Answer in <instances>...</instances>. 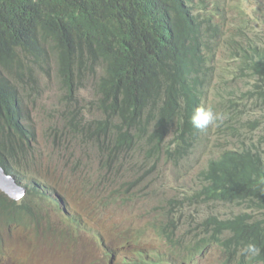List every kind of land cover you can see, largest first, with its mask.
Segmentation results:
<instances>
[{"label":"trees","instance_id":"obj_1","mask_svg":"<svg viewBox=\"0 0 264 264\" xmlns=\"http://www.w3.org/2000/svg\"><path fill=\"white\" fill-rule=\"evenodd\" d=\"M220 6L224 0L209 7L205 0H0V166L25 189L19 200L0 191V264H32L35 246L48 264H264V8L250 20L241 11L218 27ZM216 55L228 63L226 78L248 84L238 96L242 104L217 102L226 118L212 135L216 156L191 175L187 189L160 200L156 212L130 213L112 228L127 235L139 215L144 221L133 235L147 229L156 240L109 246L102 223L113 219L108 208L134 207L130 201L152 194L149 187L138 191L149 182L123 173L150 171L162 157L185 168L207 142L211 127L199 131L190 117L204 106ZM49 59L68 100L87 72L94 76L89 106L97 113L63 111L44 131L59 161L55 149L77 151L70 159L74 204L66 188L50 189L33 152L24 71ZM224 83L214 82V93L222 94ZM51 176L54 185L68 181ZM248 243L260 254L240 255Z\"/></svg>","mask_w":264,"mask_h":264},{"label":"rangeland","instance_id":"obj_2","mask_svg":"<svg viewBox=\"0 0 264 264\" xmlns=\"http://www.w3.org/2000/svg\"><path fill=\"white\" fill-rule=\"evenodd\" d=\"M207 2V7L213 4L214 0H205ZM259 7L264 8V0H224V6H220L217 10V13L223 14L222 21L217 24V26H225L229 22L239 19L240 12L243 11L246 16L245 18L250 20L251 16L256 14H261ZM221 32L218 31L214 36L215 41L217 42L221 37ZM220 42H217L214 49L217 52ZM217 59L214 67L209 70L206 81L204 82V96L201 98V103L204 106L211 107L214 111L219 107L218 101L222 99H229L227 105L230 101H237L242 104L244 99L238 98L242 92H246L248 84H245L244 81L233 79L230 80L226 78L225 74L228 73L226 70L228 63L222 62L221 57L216 55ZM95 69L98 71L100 65L98 62H94ZM25 79H27V90L31 92L32 102L29 104V118L30 121L36 127V138L37 143L36 147L33 150L34 156L37 159L38 164L42 168L39 171V175L46 178L50 184V189L56 188L57 190H68V197L70 198V203L74 204L73 201V191L76 186V179H74V174L72 167L70 166V159L72 156H77V151L73 152L71 148L69 150L62 149L61 151L55 149V155L61 158V161L56 159L51 153L48 152L51 142L47 141L44 131L49 126V120L54 119L63 111L67 110H77L79 116H86L88 118L91 115L97 113L94 107L89 106V102L94 99V89L93 81L94 76L91 73L87 72L84 78L76 84L75 90L71 93L70 99L68 100V92L65 85V82L61 79L57 73L54 63L51 59L44 61L40 64H36L31 69L24 71ZM31 76L34 77L31 81ZM221 78L226 79V83L223 84L224 91L222 94H216L212 90L211 86L214 82L220 81ZM70 102V105L67 107L66 104ZM240 104L237 107H240ZM223 120L226 116H223ZM245 121V120H244ZM64 129L59 128L57 132V137L64 136ZM215 131V125L211 126L210 132L206 135L208 137L207 142L199 146L198 148V157L192 161L188 159L185 168H181V162L176 161V164L171 159H166L162 157L161 160L156 164V167L150 171L143 167L139 170L129 169L124 172V176L130 177L131 180L140 182L146 181L149 182L138 190L145 191L149 187L148 191L152 194H143L138 196V199H133L130 201L134 207L131 205H123L122 203H117L108 208L109 213L113 216V219L108 223L103 222V226L110 227L111 229L121 222L123 218L129 216L130 213L136 214L141 213L146 217L151 211L156 212L158 210L159 201L166 199L169 195L174 192V189H187L193 183L191 175H195L202 164L206 162V158L210 156H216L217 150L212 148V135ZM72 154V155H71ZM88 157L84 156L82 160H87ZM135 161V159L133 160ZM139 165V163H137ZM46 169H49L47 171ZM148 171V172H146ZM55 172V173H54ZM51 174L65 176L67 178L66 184L61 187L59 185L53 184V179L55 176L49 177ZM48 177V178H47ZM165 184V185H163ZM75 193V192H74ZM76 198V197H75ZM83 205H90L89 199L85 200ZM149 204V205H147ZM69 210V208H67ZM70 211V210H69ZM71 213V212H70ZM144 218H140L139 215L133 221L132 226L129 228L127 235H133L135 230L142 225ZM143 235L148 237L151 240H156L153 233L150 230L142 229ZM83 250L86 251V243L82 242ZM35 251L37 253H35ZM34 253L31 254L33 259L32 264H48L42 258V250L39 247L35 246ZM165 259L164 264H171V262ZM84 262H86V254L84 255ZM198 264H207V263H198Z\"/></svg>","mask_w":264,"mask_h":264},{"label":"clouds","instance_id":"obj_3","mask_svg":"<svg viewBox=\"0 0 264 264\" xmlns=\"http://www.w3.org/2000/svg\"><path fill=\"white\" fill-rule=\"evenodd\" d=\"M223 118L224 117L221 113L214 111L211 107L199 106V107L195 108V110L193 111V113L190 117V123H191L193 128H195L199 131H204L213 125H218L219 122H221L223 120ZM20 187H22V186H20ZM24 193H25V189H24ZM24 193H23V195H24ZM14 200H16V199H14ZM89 220L91 223L94 224L96 221V217L93 216L92 218H89ZM91 223H89V224H91ZM102 223H103V221H102ZM93 224H91V225H93ZM104 237H105L106 243L109 244V246L119 245L120 243L124 242L125 239L135 240L136 238H138L139 239L138 243H140V244H146L150 241V239L148 237H146L145 235H125V234H122L118 231L111 229L110 227H106L104 229ZM260 252H261V249L254 243H248L240 249V255L247 257L249 259L259 255Z\"/></svg>","mask_w":264,"mask_h":264},{"label":"water","instance_id":"obj_4","mask_svg":"<svg viewBox=\"0 0 264 264\" xmlns=\"http://www.w3.org/2000/svg\"><path fill=\"white\" fill-rule=\"evenodd\" d=\"M0 190L16 200H19L24 193V189L20 187L15 182L14 178L10 174H7L1 166H0Z\"/></svg>","mask_w":264,"mask_h":264},{"label":"bare ground","instance_id":"obj_5","mask_svg":"<svg viewBox=\"0 0 264 264\" xmlns=\"http://www.w3.org/2000/svg\"><path fill=\"white\" fill-rule=\"evenodd\" d=\"M108 3H109V2H108ZM117 3H118V2H117ZM114 4H115V3H114ZM111 8H112V7H111ZM26 89H27V88H26ZM23 91H24V90H23ZM15 92H16V91H15ZM15 92H14V93H15ZM36 139H37V138H36ZM1 167H2V166H1Z\"/></svg>","mask_w":264,"mask_h":264}]
</instances>
